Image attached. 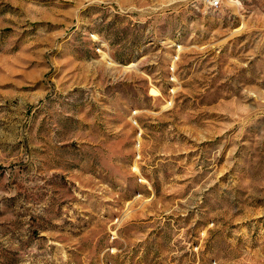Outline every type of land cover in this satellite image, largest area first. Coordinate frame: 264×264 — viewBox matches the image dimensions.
I'll return each mask as SVG.
<instances>
[{
    "label": "rangeland",
    "instance_id": "obj_1",
    "mask_svg": "<svg viewBox=\"0 0 264 264\" xmlns=\"http://www.w3.org/2000/svg\"><path fill=\"white\" fill-rule=\"evenodd\" d=\"M0 264H264V0H0Z\"/></svg>",
    "mask_w": 264,
    "mask_h": 264
},
{
    "label": "built area",
    "instance_id": "obj_2",
    "mask_svg": "<svg viewBox=\"0 0 264 264\" xmlns=\"http://www.w3.org/2000/svg\"><path fill=\"white\" fill-rule=\"evenodd\" d=\"M212 6L213 7H219L220 6V0H211Z\"/></svg>",
    "mask_w": 264,
    "mask_h": 264
}]
</instances>
